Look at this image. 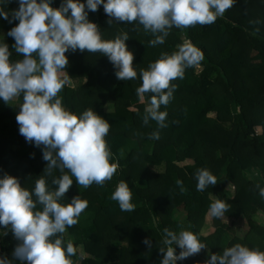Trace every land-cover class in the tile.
Masks as SVG:
<instances>
[{
    "label": "trees",
    "instance_id": "trees-1",
    "mask_svg": "<svg viewBox=\"0 0 264 264\" xmlns=\"http://www.w3.org/2000/svg\"><path fill=\"white\" fill-rule=\"evenodd\" d=\"M60 3L53 0L54 7ZM5 7L17 9L18 0ZM89 19L106 40L128 33L126 44L133 47L137 77L118 79L103 54L66 53L71 84L59 93L63 104L77 113L94 109L109 121L106 140L118 165L112 179L103 185L93 183L80 191L70 187L65 193L64 203L77 195L88 201L79 220L85 219L84 214L91 220L83 227L77 223L64 234L66 241L83 246L85 256L78 253L74 264H159L166 227L177 232L191 230L207 244L178 264H204L211 253H222L237 243L264 251V225L255 217L257 211L264 214V197L259 194L264 187V0H236L213 24L173 27L165 43L156 46L150 43L155 36L138 21L116 22L102 5L89 12ZM109 19L113 22L108 23ZM16 23L0 19V31L5 33L13 60L22 58L12 49L14 38L7 36ZM185 41L196 46L204 58L187 68L183 79L172 81L177 85L173 99L161 105V111L168 113L167 127L159 128L154 120L144 124L153 94L145 93L143 99L138 94L140 72L164 54L177 51ZM197 66L202 67L199 73ZM76 79L78 85L73 83ZM20 103L22 97L0 105V175L17 176L31 190L46 175L47 161L43 146L29 143L19 132L16 115ZM105 105L112 110H105ZM156 131L159 139L152 138ZM185 160L191 162L179 164ZM201 168L217 178L204 191L196 188V172ZM251 170L256 175L248 176ZM60 175L55 170L47 176L51 187L55 188L53 177ZM120 182L127 183L132 192V211H122L111 199ZM227 184L233 185V195L226 191ZM216 199L227 202L229 210L225 218H211L208 223L206 216ZM241 217L247 225L243 236L234 228ZM206 228L211 231L204 233ZM146 237L152 241L151 249L143 242ZM16 245L10 231L0 236V255L11 258ZM180 250L177 246V254Z\"/></svg>",
    "mask_w": 264,
    "mask_h": 264
},
{
    "label": "clouds",
    "instance_id": "clouds-1",
    "mask_svg": "<svg viewBox=\"0 0 264 264\" xmlns=\"http://www.w3.org/2000/svg\"><path fill=\"white\" fill-rule=\"evenodd\" d=\"M11 0H0V19L18 21L7 36L14 38L12 49L22 58L13 60V51L0 35V99L9 104L22 97L16 115L19 132L29 143L43 146L47 165L33 189L23 186L17 176L0 175V236L9 231L18 241L11 258L0 255V264H74L78 249L64 239L68 228L76 225L88 201L74 196L64 203L65 193L77 183L88 188L93 183L103 185L111 180L118 165L106 137L109 121L94 109L74 112L67 109L59 93L71 84L66 53L76 50L99 53L108 57L120 80L137 77L134 54L126 41L127 32L114 39H104L98 25L89 19V12L102 5L105 13L116 22L138 21L155 38L153 46L165 43L173 27L188 28L197 24H213L233 6L236 0H61L58 7L53 0H18L19 7L6 10ZM113 22L109 19L108 23ZM203 53L186 41L172 54H164L146 70H141L142 85L137 89L141 99L152 93L145 109L144 124L150 120L159 128L167 127L168 105L173 99L176 79H183L185 71L203 60ZM159 139V131L152 133ZM55 170L51 187L47 176ZM198 191L215 185L217 178L206 168L196 172ZM178 183H181L178 181ZM259 194L264 197V187ZM111 199L122 211H132V192L120 182ZM229 204L216 199L209 208L211 218L223 219ZM149 249L152 241L144 239ZM159 264H178L206 248L199 234L182 229L179 232L163 229ZM177 246L181 249L177 254ZM204 264H264V251L242 244L225 248L222 253H211Z\"/></svg>",
    "mask_w": 264,
    "mask_h": 264
},
{
    "label": "rangeland",
    "instance_id": "rangeland-1",
    "mask_svg": "<svg viewBox=\"0 0 264 264\" xmlns=\"http://www.w3.org/2000/svg\"><path fill=\"white\" fill-rule=\"evenodd\" d=\"M185 42H186V41H185ZM128 48H129V50H132L133 47H130V46H129ZM201 68H202L201 66H197V68H196V73H199V71H200ZM79 82H80V81L77 80V79L73 81L74 85H78ZM14 103H15V102H14ZM105 110H107V111H111V110H112V106H111V105H105ZM131 145H132V142H129L128 146H131ZM120 154H121L122 156H124V155L126 154V152L124 151V149H122V150L120 151ZM190 162H191V160H185V161H183V162H180L179 164H188V163H190ZM247 175H248V176L256 175V172L254 173V172L251 170ZM71 187H73V188L76 189L77 191H80L82 188H84L83 186H80V185L77 183L75 177H73V184L71 185ZM226 191L228 192V194L233 195V192H234V187H233V185H232V184H227V185H226ZM84 216H85L86 219H88L87 216H86V214H84ZM255 217H256V219H257V221H258L259 223H261V224L264 225V214H263V213H261L260 211H257ZM83 219H84V218H83ZM86 219H85V220H82V221H79V223H80L81 225L88 224L89 221L86 220ZM89 220H90V219H89ZM206 220H207L208 223L211 222V217H210L209 215H207V216H206ZM234 228H235V231H236L237 235H239V236H243L244 233H245L246 230H247V225H246L245 218H244V217L239 218V220H237V222H236ZM210 231H211V229H209V228H206V229L203 230L204 233H208V232H210ZM81 248H82V246H80V250H82Z\"/></svg>",
    "mask_w": 264,
    "mask_h": 264
},
{
    "label": "crops",
    "instance_id": "crops-1",
    "mask_svg": "<svg viewBox=\"0 0 264 264\" xmlns=\"http://www.w3.org/2000/svg\"><path fill=\"white\" fill-rule=\"evenodd\" d=\"M2 33L4 34V36H5V33L3 32V31H0V35H2ZM18 99V98H17ZM17 99L16 100H14V101H10L9 103H14V102H16L17 101ZM3 104H7L6 102H4L2 99H0V105H3ZM86 219V218H85ZM85 219H80L79 221H82V220H85ZM86 220H88L89 221V223L91 222V220H89V219H86ZM79 221H78V224L80 225V227H83V226H86V225H88V224H85V225H81L80 223H79ZM74 238H75V236H74ZM80 246H82L81 244H78L77 245V248L78 249H80ZM82 253L81 252H78L80 255H81V257H83V256H85V252H84V249H83V246H82ZM75 264H79V262H77L76 261V263Z\"/></svg>",
    "mask_w": 264,
    "mask_h": 264
},
{
    "label": "built area",
    "instance_id": "built-area-1",
    "mask_svg": "<svg viewBox=\"0 0 264 264\" xmlns=\"http://www.w3.org/2000/svg\"><path fill=\"white\" fill-rule=\"evenodd\" d=\"M13 239L15 240L16 243H18V241L14 238V236H13Z\"/></svg>",
    "mask_w": 264,
    "mask_h": 264
}]
</instances>
